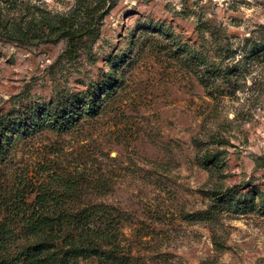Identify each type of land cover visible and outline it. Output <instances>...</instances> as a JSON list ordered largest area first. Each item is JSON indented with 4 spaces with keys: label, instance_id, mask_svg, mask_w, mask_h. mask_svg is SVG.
I'll return each mask as SVG.
<instances>
[{
    "label": "rangeland",
    "instance_id": "rangeland-1",
    "mask_svg": "<svg viewBox=\"0 0 264 264\" xmlns=\"http://www.w3.org/2000/svg\"><path fill=\"white\" fill-rule=\"evenodd\" d=\"M69 102L0 160L91 207L55 263L264 264V0H0V115Z\"/></svg>",
    "mask_w": 264,
    "mask_h": 264
},
{
    "label": "trees",
    "instance_id": "trees-1",
    "mask_svg": "<svg viewBox=\"0 0 264 264\" xmlns=\"http://www.w3.org/2000/svg\"><path fill=\"white\" fill-rule=\"evenodd\" d=\"M35 113L0 115V160L11 155L18 140L35 134L46 125L58 129L70 127L81 110L75 102H69L52 120L45 118V114L35 116ZM0 191V264H69L62 256L55 263L56 258L52 257H57L59 251L55 243L62 244L64 238H68L69 234L60 232L66 226L89 229L86 218L91 207L76 209L70 202L51 197L44 186H39L31 198L23 187L15 184H6ZM52 231L56 233L51 234ZM95 244L94 237L86 234L79 246L81 250L92 251ZM50 247L52 252L46 251Z\"/></svg>",
    "mask_w": 264,
    "mask_h": 264
}]
</instances>
